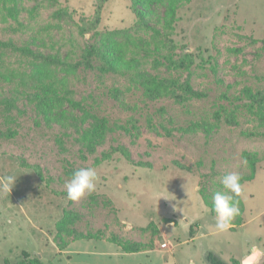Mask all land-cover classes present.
<instances>
[{
  "label": "rangeland",
  "instance_id": "obj_1",
  "mask_svg": "<svg viewBox=\"0 0 264 264\" xmlns=\"http://www.w3.org/2000/svg\"><path fill=\"white\" fill-rule=\"evenodd\" d=\"M151 1L147 9L136 0H106L98 31L132 29L138 21L134 8L146 12L149 26L170 37L177 53L195 56L192 84L205 97L184 106L173 100L145 103L141 92L134 91L129 102L142 110L133 113L108 96L111 88L126 90L130 77L101 78L93 71H78L71 81L74 98L85 99L115 128L93 155L84 152L73 129L38 118L25 98L17 102L21 112H13L18 124H7L0 107V132L17 129L13 138L0 137V178L18 177L11 192L0 183V264L17 263L23 251L39 256L44 264H209V253L231 262L240 260L252 243L264 248V122L245 110L237 116L238 125L222 122L211 127L220 106L230 109L242 103L236 100L244 98V89L264 91V0H175L172 29L166 19L173 0ZM96 4L97 0H59L53 7L28 1L19 22L0 21V41L28 43L45 55L61 52L63 59L69 55L77 62L91 39L81 37L77 25L94 16ZM33 8L35 16L30 15ZM59 8L71 17L56 22L53 13ZM20 23L29 29L23 30ZM152 35L143 34L147 40ZM154 50L152 45V58L138 56V70L165 75L166 68H153ZM2 62L0 73L27 67L10 51ZM179 75L181 80L188 77L187 72ZM15 87L1 78L0 101L13 98ZM133 115L139 119L140 136L119 128ZM149 116L162 135L149 130ZM192 123L203 128L180 130ZM123 147L130 161L120 151ZM107 152L111 159L103 160ZM247 154L258 157L256 176L248 182L249 163L241 166ZM89 167L98 175L96 191L79 202L68 200L65 184L74 171ZM232 172L243 182L240 216L233 220L240 223L232 222L229 231L220 232L205 196L213 202L222 190L220 177ZM67 211L78 218L73 233L63 234L61 242L68 248L59 253L57 224ZM91 234L98 237L78 239ZM115 239L142 243L151 248L146 250L150 256L126 255L110 242Z\"/></svg>",
  "mask_w": 264,
  "mask_h": 264
},
{
  "label": "trees",
  "instance_id": "obj_2",
  "mask_svg": "<svg viewBox=\"0 0 264 264\" xmlns=\"http://www.w3.org/2000/svg\"><path fill=\"white\" fill-rule=\"evenodd\" d=\"M28 1H39L42 5L46 4L53 7L59 5V0H0V21L7 23L12 19L19 22L20 14L27 11L25 3ZM174 2L176 1L173 0L172 5L169 6L166 19V25L170 29L173 28V21L176 19V4ZM105 3L106 0H97L94 16L89 20H83L77 25L78 34L81 37L91 35L90 41L82 48L80 59L77 62L69 55L63 59L61 52L55 55H45L40 51L33 50L28 43L19 46L14 41H0V66L3 63V57L7 56L9 51L21 57V60L27 65L22 72L9 70L8 74L0 73V79L2 78L16 86L12 93L13 98L0 101L1 117L7 124H18L17 117L13 115V112H21L17 102L19 97H23L34 108L33 110L37 113L38 118L41 117L48 123L56 122L63 127L73 129L78 135L77 141L84 152L90 155L95 154L97 146L102 144L106 136L113 132L115 128L113 129L110 126L106 117L97 115L85 99L76 100L74 98L71 81L73 77H78V71L80 70L96 72L101 78L112 74L130 77L131 83L126 87V90L114 87L109 90L108 96L122 108L133 113L142 110L139 105H132L129 102L128 96L134 91L141 92L145 103L173 100L174 103L184 106L190 101L205 97V94L195 91L192 84V77L196 70L195 56L192 53H177V47L170 37L162 35L161 32L149 26L146 12L134 8L138 21L132 29L100 33L98 28L102 21V11ZM136 3H140L148 9L151 7L152 1L136 0ZM35 14L36 8H33L30 15L35 16ZM70 17V14L61 8L53 13L56 22H62ZM19 25L23 30L29 29V25L24 26L21 23ZM17 30L20 29L14 31L18 32ZM149 31L153 35L150 40H147L143 34H147ZM152 45L155 47L153 68L155 71H160L161 67L166 68L165 75L160 73L154 75L147 71L138 70V67L142 64V61L138 60L140 58L138 56L144 53V57L152 58ZM182 72L188 73L186 80L180 79L179 74ZM16 79L17 81H15ZM236 101H242V103L233 105L234 107L230 109L222 105L215 111L213 114L215 123L211 126L212 128L218 127L222 122L232 126L238 125L237 116L245 110L257 117L258 121L264 122V91L254 92L252 89L246 88L244 89V98H238ZM161 111H165V108L163 107ZM138 120L133 115L126 125L119 126V128L128 134L140 136L141 127L138 125ZM146 122L151 132L159 135L163 134L159 126L154 123L152 116H149ZM203 126H207V124L203 122ZM198 127L203 128L197 123H192L188 129L181 127L180 130L190 132L188 130L196 131ZM164 129L166 135L170 136L171 131L165 127ZM16 135L17 129L12 127H9L5 132H0V137L6 139L13 138ZM120 151L130 161L127 149L123 147ZM111 156L112 154L107 152L103 154L102 158L103 160H110ZM245 158L252 173L245 180L248 182L254 180L256 176L258 157L257 155L247 154ZM36 170L40 179L44 180L42 171L39 168ZM236 199L238 200V197ZM205 202L213 211V202L209 201L207 195L205 196ZM77 218L78 215L72 211H67L65 216L58 222L56 239L59 240L57 241L60 248L59 253L68 248L67 244L61 242V239L63 240V234L73 233L72 225ZM239 223L240 220H237V222H233V225L236 226L237 224L238 226ZM96 237L98 236L91 234L80 236L78 239H93ZM110 242L117 245L126 254H136L151 249H146V246H143L142 243L122 242L116 239ZM19 258L21 259L14 264H44L39 256L32 257L27 251H23ZM206 258L209 264H240L239 259L234 258L231 262H225L214 253H209Z\"/></svg>",
  "mask_w": 264,
  "mask_h": 264
},
{
  "label": "clouds",
  "instance_id": "obj_3",
  "mask_svg": "<svg viewBox=\"0 0 264 264\" xmlns=\"http://www.w3.org/2000/svg\"><path fill=\"white\" fill-rule=\"evenodd\" d=\"M247 160H241V166L247 165ZM17 176L8 175L0 178L4 190L11 192L17 180ZM222 190L215 193L213 197V211L215 212L216 230L227 232L232 226L233 220L240 215L239 201L243 192L241 176L238 172H232L220 177ZM98 175L94 168H80L74 171L65 184L67 199L79 202L86 196L96 191ZM264 261V248L255 243L250 244L247 253L240 259V264H261Z\"/></svg>",
  "mask_w": 264,
  "mask_h": 264
},
{
  "label": "crops",
  "instance_id": "obj_4",
  "mask_svg": "<svg viewBox=\"0 0 264 264\" xmlns=\"http://www.w3.org/2000/svg\"><path fill=\"white\" fill-rule=\"evenodd\" d=\"M197 237H198V235H196L195 236V238H192V239H197ZM142 253H144L146 256H147V258L150 256V253H151V251H144V252H140V253H136V254H126V255H139V254H142ZM124 254V253H123ZM245 255V254H244ZM243 256V255H242ZM241 256V257H242Z\"/></svg>",
  "mask_w": 264,
  "mask_h": 264
},
{
  "label": "built area",
  "instance_id": "obj_5",
  "mask_svg": "<svg viewBox=\"0 0 264 264\" xmlns=\"http://www.w3.org/2000/svg\"><path fill=\"white\" fill-rule=\"evenodd\" d=\"M164 247H166V245Z\"/></svg>",
  "mask_w": 264,
  "mask_h": 264
}]
</instances>
